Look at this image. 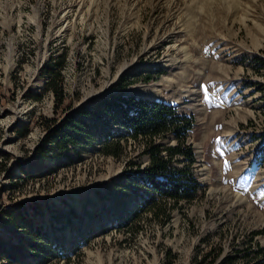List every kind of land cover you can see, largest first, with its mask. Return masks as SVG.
I'll return each mask as SVG.
<instances>
[{
  "label": "rangeland",
  "instance_id": "rangeland-1",
  "mask_svg": "<svg viewBox=\"0 0 264 264\" xmlns=\"http://www.w3.org/2000/svg\"><path fill=\"white\" fill-rule=\"evenodd\" d=\"M119 92L195 118L198 195L167 201V219L154 215L162 198L131 182V161H149L142 144L101 151L104 131L124 129L97 101ZM70 115L88 126L60 147L46 133ZM1 244L0 264L260 260L264 0H0Z\"/></svg>",
  "mask_w": 264,
  "mask_h": 264
},
{
  "label": "trees",
  "instance_id": "trees-1",
  "mask_svg": "<svg viewBox=\"0 0 264 264\" xmlns=\"http://www.w3.org/2000/svg\"><path fill=\"white\" fill-rule=\"evenodd\" d=\"M55 95L56 103H61L64 98L63 88L57 89ZM97 102V107L100 109L97 112L99 117L103 116L106 121L116 120L124 129L123 132L116 130L113 140H109L110 130L104 131L105 138L101 142V151L117 156L121 140L132 138L142 144V153L148 155L149 161L142 169L140 163L131 161L136 167L135 171H132L131 182L139 186L147 185L151 191L149 200L153 195L162 198V204L160 207L158 205V211H155L154 215L162 216L163 219L170 217L168 206H165L167 201L173 207H181L184 202H193L198 195L199 183L193 171L194 149L187 144V139L194 124V116L179 113L172 104L124 95L122 92L104 95ZM69 106L70 104H67L65 108ZM94 113L88 108L82 110L83 115H96ZM87 126L80 116L70 115L61 127L46 133V138L59 144L60 147H65L66 140L77 142L71 132L78 134L80 129ZM168 135H172L177 140L176 145L158 143L160 137ZM178 155L184 157L182 166L173 164L174 160L177 161ZM156 208L157 206L155 210ZM5 248L3 244L0 245V257L4 256ZM216 258L217 256L213 257L211 264ZM255 264H264V256Z\"/></svg>",
  "mask_w": 264,
  "mask_h": 264
},
{
  "label": "snow or ice",
  "instance_id": "snow-or-ice-1",
  "mask_svg": "<svg viewBox=\"0 0 264 264\" xmlns=\"http://www.w3.org/2000/svg\"><path fill=\"white\" fill-rule=\"evenodd\" d=\"M202 87H205V86H202ZM205 90H206V87H205ZM228 165V162L227 161H225V166H227Z\"/></svg>",
  "mask_w": 264,
  "mask_h": 264
},
{
  "label": "bare ground",
  "instance_id": "bare-ground-1",
  "mask_svg": "<svg viewBox=\"0 0 264 264\" xmlns=\"http://www.w3.org/2000/svg\"><path fill=\"white\" fill-rule=\"evenodd\" d=\"M154 93H156V94L158 93V89L157 88H155Z\"/></svg>",
  "mask_w": 264,
  "mask_h": 264
}]
</instances>
